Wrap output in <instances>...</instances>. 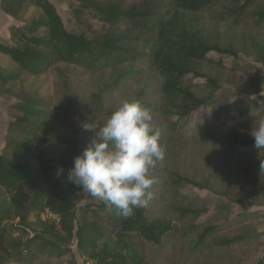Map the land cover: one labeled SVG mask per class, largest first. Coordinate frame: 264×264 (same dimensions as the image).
I'll return each mask as SVG.
<instances>
[{
  "label": "trees",
  "instance_id": "trees-1",
  "mask_svg": "<svg viewBox=\"0 0 264 264\" xmlns=\"http://www.w3.org/2000/svg\"><path fill=\"white\" fill-rule=\"evenodd\" d=\"M80 1L88 2L83 6L87 9L84 14L105 24L95 38L68 31L48 0H0V10L12 18H17L25 2L39 10L26 33L18 36L22 46L0 41V53L9 56L14 65L12 71L0 74V82L16 80L23 73L39 76L57 63L100 71L150 57L162 77L159 111L163 121L155 124L161 144L170 138L185 139L194 134L212 135L215 141L224 140L234 130L264 117V101L256 109H251L248 103L234 102L231 108L243 118L231 124L228 121L226 132H215L213 127L205 125L186 127L185 121L197 111L204 108L215 111L218 99L227 92L220 87L221 72H228L225 81L231 84L237 80H244L245 84L255 78L247 74L246 64L236 60L238 54L233 49L210 46L185 26L183 12L202 11L218 0ZM233 1V9L227 15L233 17L236 24L264 27V0ZM14 29L9 28L11 38ZM40 30H44L42 35H32ZM210 51L221 56L211 58L208 56ZM224 53L235 60L226 63L222 58ZM206 68L211 69L208 76L204 75ZM195 78L204 79L199 90L193 89L198 85L192 83ZM118 83L117 79L106 90H113ZM204 90L208 93L203 95ZM140 103L153 112L156 109L154 104ZM49 107L50 102L43 98L26 100L21 115L18 113L11 124L15 137L7 142L4 150H0V264H7L24 253L30 255L31 247L40 252L63 254L68 251L63 244L67 239H74L79 253L97 264H147L146 246H161L163 237L172 230L170 223L166 220L149 221L142 208H135L133 215L124 218L115 211H107L102 202L89 206L80 218H76L68 192L77 186L67 180V172L78 155V149L72 139L46 125ZM111 113L102 115V123ZM226 114L230 113L226 110ZM243 148L244 152H240L243 155L256 150L254 139L245 142ZM59 166L64 172L58 177ZM188 182L191 180L174 172L171 174L174 187ZM260 191L264 193L263 189ZM32 211L40 230L25 241L7 239L11 231L17 229L10 221L19 218L25 223ZM44 211L57 215L58 222L42 220L39 215ZM177 211L179 218L188 223L184 228L185 235L193 240V252L203 258L213 254L228 255L229 251L221 253L218 248L228 250L249 242L252 236L248 234L223 236L235 227L264 217V212H247L217 222L214 221L217 212H213L199 222L197 217L206 210L180 208ZM109 241H113L111 248ZM99 243L103 244L101 251ZM256 264H264V259Z\"/></svg>",
  "mask_w": 264,
  "mask_h": 264
},
{
  "label": "rangeland",
  "instance_id": "rangeland-1",
  "mask_svg": "<svg viewBox=\"0 0 264 264\" xmlns=\"http://www.w3.org/2000/svg\"><path fill=\"white\" fill-rule=\"evenodd\" d=\"M54 5L64 27L70 32L83 34L87 38H95L105 28L101 21L84 14L87 9L83 6L88 2L80 0H48ZM233 0H218L211 2L208 7L195 13L183 12L185 26L193 35L199 37L208 45L217 46L222 50L233 49L238 55L236 60L246 64L247 74L254 76L243 84L237 80L235 84L225 81L228 72L220 73V87L226 89L214 109L204 108L192 114L186 127L195 125L211 126L219 133L229 129L227 122L235 123L242 120L231 108V104L248 103L251 109L259 108L264 101V27L236 24L235 19L228 17L233 9ZM89 12L90 9L88 10ZM39 13L31 3H24L17 18H12L0 11L1 42L21 45L18 36L26 33L30 21ZM14 29V37L9 35V28ZM44 30L32 35H42ZM29 34V33H28ZM31 35V34H29ZM208 56L218 59L221 55L210 51ZM226 63L235 59L224 53ZM14 69L9 56L0 53V74H7ZM211 74L206 68L204 75ZM118 85L111 91L106 87L115 80ZM192 83L194 90L204 85V79L195 78ZM192 83H190L192 85ZM162 77L150 57L135 62H129L100 71H90L75 64L57 63L48 68L42 75L32 76L21 74L16 80L0 82V150H4L7 142L15 137L11 128L14 117L26 105V100L33 97L43 98L50 102V116L46 119L57 133L72 139L82 152L95 131L104 123L102 115L113 112L124 99L138 100L154 104L156 109L151 111L153 128L163 121L160 109V87ZM237 85V86H236ZM208 93L206 90L202 94ZM262 98V99H261ZM226 110L230 113L226 114ZM261 119H264L261 118ZM260 120V119H259ZM254 121L228 138L215 141L212 135L194 134L185 139L170 138L162 145L166 155L163 162H157L152 169L154 184L150 189L152 199L147 207L142 208L149 221L166 220L172 230L162 239L161 246L148 244L146 246L145 262L147 264H256L264 259V217L250 221L248 224L235 227L231 233L223 237L230 238L248 234L250 241L234 246L231 249L218 248L221 253L229 251L228 255L203 258L193 252V240L185 235L186 220L179 218L177 209H204L197 221H202L213 212H217L214 221L225 222L234 219L238 214L247 212H264V149L244 152L245 142L253 139L249 134ZM88 121L97 126L91 131H84L80 123ZM94 121V122H93ZM191 180L181 186L171 184V174ZM71 199V210L80 218L82 212L89 206L100 203L78 187L68 192ZM40 218L49 222H58L48 211L42 212ZM246 222V221H245ZM10 223L17 226L11 231L9 240L25 241L38 232L35 212L28 215L25 223L16 218ZM112 242H108L109 248ZM68 248L63 254L40 252L35 247L30 248V255L16 256L7 264H97L88 257L81 255L74 239L64 241ZM103 247L99 243V250ZM24 257V258H23Z\"/></svg>",
  "mask_w": 264,
  "mask_h": 264
},
{
  "label": "clouds",
  "instance_id": "clouds-1",
  "mask_svg": "<svg viewBox=\"0 0 264 264\" xmlns=\"http://www.w3.org/2000/svg\"><path fill=\"white\" fill-rule=\"evenodd\" d=\"M152 120L151 110L138 100H122L73 158L67 180L102 202L107 211L124 218L133 215L135 208L147 207L155 182L152 169L166 155ZM80 127L84 131L97 128L88 121L81 122ZM249 134L255 147L264 149V119L252 126ZM260 167L264 170V161ZM63 172L59 166L56 174L59 177Z\"/></svg>",
  "mask_w": 264,
  "mask_h": 264
},
{
  "label": "built area",
  "instance_id": "built-area-1",
  "mask_svg": "<svg viewBox=\"0 0 264 264\" xmlns=\"http://www.w3.org/2000/svg\"><path fill=\"white\" fill-rule=\"evenodd\" d=\"M48 214L50 215V217H52V218H57V215H55V214H52V213H50L49 211H48Z\"/></svg>",
  "mask_w": 264,
  "mask_h": 264
},
{
  "label": "crops",
  "instance_id": "crops-1",
  "mask_svg": "<svg viewBox=\"0 0 264 264\" xmlns=\"http://www.w3.org/2000/svg\"><path fill=\"white\" fill-rule=\"evenodd\" d=\"M0 11H1V10H0ZM0 39L4 40V37H3V38H0Z\"/></svg>",
  "mask_w": 264,
  "mask_h": 264
}]
</instances>
